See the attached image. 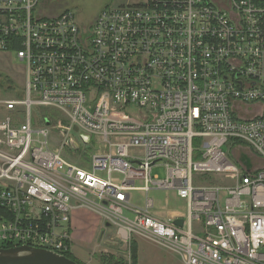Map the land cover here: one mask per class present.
<instances>
[{
    "label": "built area",
    "instance_id": "obj_1",
    "mask_svg": "<svg viewBox=\"0 0 264 264\" xmlns=\"http://www.w3.org/2000/svg\"><path fill=\"white\" fill-rule=\"evenodd\" d=\"M39 1L0 0V55L24 81L0 99V243L71 252L74 202L128 262L138 234L184 264H264V114L234 106L264 101V0H120L86 24ZM72 134L88 161L63 156ZM152 189L185 209L155 212Z\"/></svg>",
    "mask_w": 264,
    "mask_h": 264
},
{
    "label": "rangeland",
    "instance_id": "obj_2",
    "mask_svg": "<svg viewBox=\"0 0 264 264\" xmlns=\"http://www.w3.org/2000/svg\"><path fill=\"white\" fill-rule=\"evenodd\" d=\"M119 1L120 0H40L39 3L43 5H41L43 11L48 14H57L64 10H70L75 14L78 23L86 24L88 21H92L103 9L110 7ZM21 71V62L17 61L13 56L10 57L7 54L0 55V99H19L22 97V85L24 81ZM263 104L264 101H260L253 104H235L234 106L237 114L241 116L248 115L251 117L254 112L259 113L261 111ZM31 111L33 116L36 117V120H38L47 109L33 106ZM72 136L75 143L79 145V148L73 155L70 154V150L64 148L62 151L63 156L66 159L68 158L67 160H81V163L88 161V153L86 151L91 150L92 145L84 148L80 143L78 136L75 134H72ZM223 149L226 152L228 151L227 146H224ZM258 163L259 161H257V164ZM151 174L163 179L165 177V170L162 166H154L151 169ZM130 194L132 202L137 206H141L144 200L143 193L134 190L131 191ZM148 195L153 198L154 211L161 213L164 216L173 211H183L186 207L185 200L170 190L152 189L149 191ZM97 216L103 220V226L100 225V229L97 232V238L102 236V240H105L106 237L110 236V240L116 243L114 247L116 249L115 251H117V255L115 256L123 258L122 254L124 251H127V245L116 241L114 237L116 227L114 225L107 227L105 225V220L99 215ZM132 239L136 241L138 246L139 264H184L175 251L160 245L148 237L133 234ZM80 241L85 242L84 240ZM71 248L74 253L80 252L79 250L86 251L84 246L79 247L78 244H72Z\"/></svg>",
    "mask_w": 264,
    "mask_h": 264
},
{
    "label": "crops",
    "instance_id": "obj_3",
    "mask_svg": "<svg viewBox=\"0 0 264 264\" xmlns=\"http://www.w3.org/2000/svg\"><path fill=\"white\" fill-rule=\"evenodd\" d=\"M258 114H264V105L259 113L254 112L251 116ZM245 117L250 116L247 115ZM72 204L73 207L70 210L69 220L70 247H72V244H78L79 247L84 246L86 251L79 250L80 252L74 253L71 248V253L84 264H103L98 258L102 253L117 255V251H115L116 249L114 247L116 243L110 240V236L106 237L105 240H102V236L97 238V232L100 229V225L103 226V220L98 218L97 215L100 217L101 215L89 208L76 206L74 202H72ZM106 223L107 222L105 221V225ZM106 226L109 227L110 225ZM80 240H84L85 242ZM122 257V259L127 261L128 254L126 251H124ZM137 264H139L138 246Z\"/></svg>",
    "mask_w": 264,
    "mask_h": 264
},
{
    "label": "water",
    "instance_id": "obj_4",
    "mask_svg": "<svg viewBox=\"0 0 264 264\" xmlns=\"http://www.w3.org/2000/svg\"><path fill=\"white\" fill-rule=\"evenodd\" d=\"M181 224V220H176ZM106 225H110L108 222ZM0 264H78L64 254L26 244L0 248Z\"/></svg>",
    "mask_w": 264,
    "mask_h": 264
},
{
    "label": "trees",
    "instance_id": "obj_5",
    "mask_svg": "<svg viewBox=\"0 0 264 264\" xmlns=\"http://www.w3.org/2000/svg\"><path fill=\"white\" fill-rule=\"evenodd\" d=\"M11 246H15V243H13V242H2V243H0V248H7V247H11ZM64 255L70 259L75 260L78 264H84L79 259H77L71 252H65ZM98 258L100 259V261L103 264H137V243H136V241L132 240V242L130 244V260H129V262L122 259V258H118L114 254H111V253H102L98 256Z\"/></svg>",
    "mask_w": 264,
    "mask_h": 264
}]
</instances>
